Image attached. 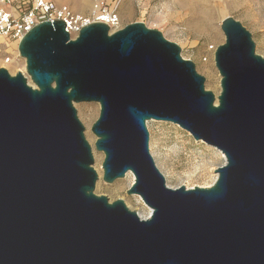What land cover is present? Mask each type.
Returning <instances> with one entry per match:
<instances>
[{
	"label": "water",
	"instance_id": "obj_1",
	"mask_svg": "<svg viewBox=\"0 0 264 264\" xmlns=\"http://www.w3.org/2000/svg\"><path fill=\"white\" fill-rule=\"evenodd\" d=\"M62 21L19 41L25 74L0 68V264H264V58L233 18L214 52L217 97L180 48L143 23L95 22L71 39ZM31 82V84L29 83ZM128 173L127 196L94 193ZM150 120L176 124L224 156L208 188L172 189L149 150Z\"/></svg>",
	"mask_w": 264,
	"mask_h": 264
},
{
	"label": "rangeland",
	"instance_id": "obj_2",
	"mask_svg": "<svg viewBox=\"0 0 264 264\" xmlns=\"http://www.w3.org/2000/svg\"><path fill=\"white\" fill-rule=\"evenodd\" d=\"M49 1L66 4L75 13L84 16H88L95 3L116 8L120 27L138 22L159 31L180 48L183 59L194 63L197 73L205 79V89L215 97L220 92V76L214 65V52L217 46L224 43L220 30L224 19L233 18L240 22L252 35L256 53L264 58V0H88L86 6L84 0ZM0 44L3 47L5 41L0 39ZM4 50L14 57V62L6 69L10 75L24 73V59H15L17 44L12 43ZM3 53L0 54V68L7 67L2 61ZM74 107L84 127V136L92 148V167L98 175L94 193L107 197L109 202L122 200L129 210L137 212L143 219L147 218L150 210L140 197L126 195L132 183L131 175L127 174L111 184L102 181L104 156L95 150L96 137L91 132V126L99 115V105L79 103ZM146 126L150 153L168 187L208 188L214 183L217 176L214 171L224 164V156L219 150L202 141L195 142L187 131L176 124L150 120Z\"/></svg>",
	"mask_w": 264,
	"mask_h": 264
},
{
	"label": "built area",
	"instance_id": "obj_3",
	"mask_svg": "<svg viewBox=\"0 0 264 264\" xmlns=\"http://www.w3.org/2000/svg\"><path fill=\"white\" fill-rule=\"evenodd\" d=\"M53 21H62L71 39L77 37L82 27L95 22L106 24L110 32L122 29L118 9L96 3L92 5L88 16H84L75 13L66 4L49 0H0V39L5 41L3 47L0 44V54L4 52L3 63L8 65L14 62V57L4 49L12 43L18 46L19 41L34 26ZM15 59H21L19 53L15 54ZM22 74L26 75L25 71Z\"/></svg>",
	"mask_w": 264,
	"mask_h": 264
},
{
	"label": "bare ground",
	"instance_id": "obj_4",
	"mask_svg": "<svg viewBox=\"0 0 264 264\" xmlns=\"http://www.w3.org/2000/svg\"><path fill=\"white\" fill-rule=\"evenodd\" d=\"M84 4L86 3H88V0H84V2H83ZM5 65V64H4ZM12 65V63L11 64H8V65H5V66H7L6 68H9V66H11ZM222 154V153H221ZM129 175H131V178H132V181H133V175L132 174H130V173H128ZM140 199V198H139ZM141 200V199H140ZM150 210V209H149ZM150 212H151V210H150Z\"/></svg>",
	"mask_w": 264,
	"mask_h": 264
},
{
	"label": "crops",
	"instance_id": "obj_5",
	"mask_svg": "<svg viewBox=\"0 0 264 264\" xmlns=\"http://www.w3.org/2000/svg\"><path fill=\"white\" fill-rule=\"evenodd\" d=\"M86 5H88V4H85L84 6H86Z\"/></svg>",
	"mask_w": 264,
	"mask_h": 264
}]
</instances>
